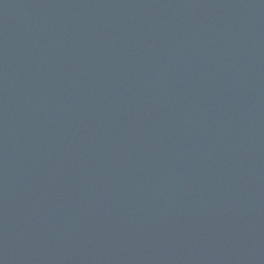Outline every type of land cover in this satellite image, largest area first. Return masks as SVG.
<instances>
[{"label": "water", "instance_id": "1", "mask_svg": "<svg viewBox=\"0 0 264 264\" xmlns=\"http://www.w3.org/2000/svg\"><path fill=\"white\" fill-rule=\"evenodd\" d=\"M0 264H264V0H0Z\"/></svg>", "mask_w": 264, "mask_h": 264}]
</instances>
